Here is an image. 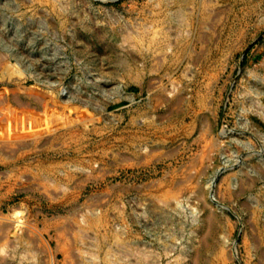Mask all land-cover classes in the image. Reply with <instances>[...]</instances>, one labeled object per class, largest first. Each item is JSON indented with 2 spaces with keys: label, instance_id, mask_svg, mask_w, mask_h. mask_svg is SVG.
<instances>
[{
  "label": "rangeland",
  "instance_id": "374dc122",
  "mask_svg": "<svg viewBox=\"0 0 264 264\" xmlns=\"http://www.w3.org/2000/svg\"><path fill=\"white\" fill-rule=\"evenodd\" d=\"M0 264H264V0H0Z\"/></svg>",
  "mask_w": 264,
  "mask_h": 264
}]
</instances>
